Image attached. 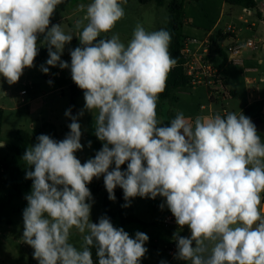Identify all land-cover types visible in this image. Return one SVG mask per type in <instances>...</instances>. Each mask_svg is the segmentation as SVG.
<instances>
[{
    "label": "clouds",
    "instance_id": "9594fccd",
    "mask_svg": "<svg viewBox=\"0 0 264 264\" xmlns=\"http://www.w3.org/2000/svg\"><path fill=\"white\" fill-rule=\"evenodd\" d=\"M63 2L0 0V77L10 86L17 83L46 46V65L70 68L73 82L83 90L84 110L93 114L94 134L102 142L94 158L82 164L75 153L83 148L78 119L84 110L73 116L69 109L70 131L62 140L41 134L25 151L32 187L22 213V239L33 248V258L38 264H94L95 248L98 264H140L148 251L146 233L137 231L131 238L106 215L97 223L91 220L93 197L87 185L103 177L109 200H116L117 187L123 190V207L135 197L164 199L160 208L166 206L178 229L187 226L191 233L173 234L175 259L264 264V212L259 207L264 141L255 124L242 112L191 121L177 111L162 126L159 96L177 65L169 51L171 33L149 31L138 22L127 43L119 34L102 38L125 17L127 0L80 4L85 15L75 21V32L66 33L62 24L49 27ZM74 36L80 46L70 50L69 64L61 56ZM41 71L48 74L49 67L41 65ZM0 95L5 96L2 89ZM73 230L82 235L80 247L70 242Z\"/></svg>",
    "mask_w": 264,
    "mask_h": 264
},
{
    "label": "rangeland",
    "instance_id": "374dc122",
    "mask_svg": "<svg viewBox=\"0 0 264 264\" xmlns=\"http://www.w3.org/2000/svg\"><path fill=\"white\" fill-rule=\"evenodd\" d=\"M180 1L184 4L182 33L187 36L194 35L197 29L206 31L213 29L215 26L218 29H225L228 24L241 29L242 38L254 36L253 32L248 31L249 23L244 21L249 19L252 22L253 16L247 15L243 11L244 6L232 5L226 0ZM90 2L91 0H64L63 3L57 6L56 9L60 10L64 16L62 22L58 24H62L66 33L75 32V21L85 15L86 9L81 10L79 5H87ZM169 2L170 0H165L163 6H158L155 2L142 4L139 0H130L124 5L125 17L117 22L111 32L102 33V38H110L112 34H119L122 42L127 43L131 39L132 32L138 22L143 23L149 31L165 28L169 21ZM240 17L243 19H240ZM78 46H80V42L74 36L72 41L65 46L61 59L70 64V50ZM48 58L46 57L41 62L34 64V67L25 68L23 75L14 85H8L6 80L0 77V89L5 93V96L0 95V109H2L0 142L5 144L4 147L0 148V166L11 157V152L6 145L18 143L17 132L19 130H24L31 135L30 146H32L37 142L36 134L38 132L52 137V133L46 125L53 124L56 127L59 140H62L70 131L68 125L72 122L69 117L65 116V112L71 109V114L76 116L81 110H84L83 90L76 99L75 106L71 103L70 86L75 83L71 78L70 68L60 69L59 66H48L46 65ZM41 65L49 67L48 74L41 71ZM229 68L238 80L239 90H237L238 94L234 99L227 102L220 100L215 105L217 106L216 112L219 114L223 113L222 102L228 112H236L237 114L242 112L246 103L244 79L253 76V74L245 72V69L248 68L247 65L242 67L230 66ZM49 81H52V83L49 84ZM22 90H27V93L23 95ZM200 90L197 96L195 93L194 98H191L187 94L189 90L177 89L170 98L158 101L157 115L163 122L162 126L169 125L170 120L175 117L177 111L183 112L184 115L193 113V111L190 112L192 107L187 105L189 100L203 101L208 104L204 88ZM78 123L81 125V144L83 148L77 151L75 155L83 164L90 158H94L96 152L102 148V142L94 134V116L91 112L84 110V114L79 117ZM89 141H91L90 147ZM29 170L32 169L24 163V168L20 174L23 184L28 180L26 179V172ZM2 177L3 184L0 194L8 193L10 190L8 186L9 173L4 171ZM87 187L93 197L91 220L93 223H97L99 218L105 215L104 200L108 194L103 177L93 178ZM125 203V200H123V205ZM162 203H164V199L159 196L156 199L135 197L131 199L130 206L125 207V212L137 217L143 224L122 225L119 216H117L113 225L117 228H123L131 238L135 237L137 231L148 235L149 240L145 244L148 251L141 259L140 264H161V261H164L165 264H187L186 261L175 259V255H170V251L165 249L170 244L171 250L176 253V242L170 239L169 234L171 230L177 228L165 226L164 219L169 215L173 218L174 216L171 212L166 211L165 207L160 208ZM113 206L114 210L118 212L119 203L114 201ZM26 207L27 203L24 195L0 210V264H38V261L33 258V248L24 243L22 239L24 228L22 213ZM151 221L155 222L154 226L149 224ZM146 229L154 230L149 232ZM179 234L184 237L191 235L188 228L179 230ZM153 237H156V242L153 241ZM70 242L80 247L83 242L82 235L73 230Z\"/></svg>",
    "mask_w": 264,
    "mask_h": 264
},
{
    "label": "crops",
    "instance_id": "0c3cea01",
    "mask_svg": "<svg viewBox=\"0 0 264 264\" xmlns=\"http://www.w3.org/2000/svg\"><path fill=\"white\" fill-rule=\"evenodd\" d=\"M261 1L262 0H256V6L254 8H250L247 6H244L243 11L245 8H249V13H245L247 15L253 16V21L251 22L249 19H245L244 21L246 23H249L248 25V31L253 32V37L248 38H242L241 37V29L236 28V26L232 24H228L225 29H218L217 26H215L211 30H200L197 29L196 33L191 36H187L183 34L186 39L184 40V46L183 50L186 55V59L189 62H199V66L202 65V61L205 62L207 65L211 66L213 71L208 75L207 74V80L210 82L209 84H196L192 85L191 87L184 88L186 90H189L187 93L191 98H194L195 93L196 96L201 91L200 89L204 88L207 96V101L209 102H203V101H195V100H189L188 106L192 107L191 111L193 113L185 114L186 118H189L191 121H194L197 116H211L214 114H217V106H215L220 100L222 101H228L230 99H234V97L238 94L239 86H238V80L234 74V72L229 68L230 66H235L234 64H231L228 62L227 53L225 51V48L227 45L236 42H244L247 39H254L257 41V47L254 49H247L242 53L241 59L242 64L236 65V66H244L247 65L248 68L245 69L246 73L253 74V76L245 77L244 79V88L246 93V103L245 107L242 110V113L251 119V121L254 119L251 115L246 114V110H248L251 106L255 104H260V102L257 100L259 95H264V86H262L264 83L259 82V78L261 74L264 73V10H261ZM257 12V14H255ZM64 19V16L61 14L60 10L55 9L53 16L50 18L51 25L61 23ZM240 19H243L240 17ZM183 29V28H182ZM216 32V36L212 35L210 36V33ZM211 41V43L206 44L204 43L205 40ZM45 46L41 47L44 48ZM40 48V49H41ZM207 50V52H205ZM201 74L205 76V72L200 71ZM60 75V73H58ZM250 82V83H249ZM256 86H259L258 91H254ZM181 89V88H180ZM23 91V90H22ZM226 91H229V95L226 93ZM22 93V92H21ZM222 111L221 115H225L228 113L227 109L224 106V103L222 102ZM262 118L264 119V114H262ZM264 141V135L258 133ZM262 195V201L261 205L259 206L261 211L264 212V193ZM166 211H169L168 208L165 206ZM171 216V215H169ZM168 217V216H167ZM166 217V218H167ZM165 218V219H166ZM164 219V224H165ZM140 220V219H139ZM141 221V220H140ZM143 224V222H141ZM145 224V223H144ZM148 224V223H147ZM149 224L152 226L155 225V222L151 221ZM165 226H173L177 229L171 230L169 237L172 239L173 234L177 232L178 225H166ZM184 228H188L185 226ZM183 228V229H184ZM151 232L154 229H146ZM156 230V229H155ZM190 232V230H189ZM155 236V235H153ZM153 241L156 242V237H153ZM166 250L170 251V255L174 256L175 253L170 248V244H168L165 247Z\"/></svg>",
    "mask_w": 264,
    "mask_h": 264
},
{
    "label": "trees",
    "instance_id": "16d2710c",
    "mask_svg": "<svg viewBox=\"0 0 264 264\" xmlns=\"http://www.w3.org/2000/svg\"><path fill=\"white\" fill-rule=\"evenodd\" d=\"M130 0H127V3ZM142 4H148L151 2H155L158 6H163L165 4V0H139ZM228 3L232 5H241L247 6L250 8H254L256 6V0H226ZM169 11V21L165 29H167L171 35L172 40L169 47V51L171 55L177 59V65L169 72L167 81H166V89L160 94L159 101H164L170 98L173 92L180 88H187L192 86V80L187 75L186 72V58L182 53L184 40L186 37L182 34V28L184 25L183 16H184V4L180 0H170L168 4ZM40 39H43L41 36ZM48 57L47 47L39 49V54L34 60V64L41 62L43 59ZM71 93V103L75 106L76 99L81 94V89L78 88L77 85L73 84L70 86ZM252 118L263 117L262 115V105L255 104L251 106L248 110H246V114L251 115ZM2 123V109H0V128ZM52 133V138L59 140L56 127L53 124L46 125ZM41 135V132L36 134V138ZM18 143L7 144L8 150L11 152V157L0 166V189L3 184V172L7 171L9 173L8 186L10 188L8 193L0 194V210L6 208L9 204H11L15 199L21 198L25 195H28L31 192V184L32 180L28 179L25 184L21 182L20 174L24 168V161L22 159L25 151L30 146L31 135L24 131L19 130L17 132ZM122 170L127 169V162L121 166ZM116 200L119 203L118 212L114 210L113 202L108 199V194L104 200V211L105 215L110 218L112 224H114L117 216H119L120 222L122 225L126 224H135L141 223V221L132 215L127 214L125 211V207H123V190L117 187L114 190ZM27 203V200H26ZM92 255L94 264H98V258L96 257L95 248L92 249Z\"/></svg>",
    "mask_w": 264,
    "mask_h": 264
},
{
    "label": "built area",
    "instance_id": "2783aa9c",
    "mask_svg": "<svg viewBox=\"0 0 264 264\" xmlns=\"http://www.w3.org/2000/svg\"><path fill=\"white\" fill-rule=\"evenodd\" d=\"M261 10H264V0L261 1ZM244 11L246 13H249V8H245ZM216 36V32H212L210 33V36ZM206 44L211 43V41L205 40ZM257 47V41L254 39H247L244 42H234L231 43L229 45L226 46L225 51L227 53V57H228V62L231 64L236 65H241L242 64V53L247 50V49H254ZM205 52H207V50H205ZM183 55L186 58L185 52L184 50H182ZM186 72L187 75L191 78L192 80V85H196V84H209L210 82L207 80V74L209 75L213 69L211 68V66L207 65L205 62L202 61V65L199 66V62H189L186 59ZM200 71L205 72V76L203 74H201ZM259 82L260 83H264V73L261 74L260 78H259ZM250 83V82H249ZM254 89V91H258L259 90V86H256ZM27 90H23L22 94H26ZM226 93L229 95V91H226ZM257 100L261 103L262 105V114H264V95H259V97L257 98ZM165 224L166 225H174L176 224L175 219L172 216H168L165 219Z\"/></svg>",
    "mask_w": 264,
    "mask_h": 264
},
{
    "label": "water",
    "instance_id": "95a60500",
    "mask_svg": "<svg viewBox=\"0 0 264 264\" xmlns=\"http://www.w3.org/2000/svg\"><path fill=\"white\" fill-rule=\"evenodd\" d=\"M255 124L257 132L264 135V119L262 117H257L252 120Z\"/></svg>",
    "mask_w": 264,
    "mask_h": 264
}]
</instances>
